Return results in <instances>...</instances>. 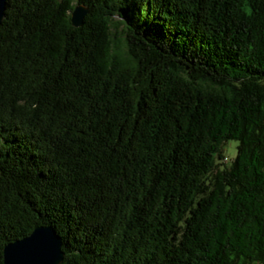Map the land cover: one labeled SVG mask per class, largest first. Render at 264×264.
Here are the masks:
<instances>
[{
	"label": "trees",
	"instance_id": "obj_1",
	"mask_svg": "<svg viewBox=\"0 0 264 264\" xmlns=\"http://www.w3.org/2000/svg\"><path fill=\"white\" fill-rule=\"evenodd\" d=\"M37 224L60 264H264V0H8L0 264Z\"/></svg>",
	"mask_w": 264,
	"mask_h": 264
},
{
	"label": "water",
	"instance_id": "obj_2",
	"mask_svg": "<svg viewBox=\"0 0 264 264\" xmlns=\"http://www.w3.org/2000/svg\"><path fill=\"white\" fill-rule=\"evenodd\" d=\"M8 0H0V24L6 18ZM89 6L79 4L73 11L75 25L84 23ZM63 236L53 224H37L30 235L6 245V264H60L65 257Z\"/></svg>",
	"mask_w": 264,
	"mask_h": 264
},
{
	"label": "rangeland",
	"instance_id": "obj_3",
	"mask_svg": "<svg viewBox=\"0 0 264 264\" xmlns=\"http://www.w3.org/2000/svg\"><path fill=\"white\" fill-rule=\"evenodd\" d=\"M238 143H240L239 139H231L223 143L224 152L227 154V160L231 161L233 158L237 156L238 153Z\"/></svg>",
	"mask_w": 264,
	"mask_h": 264
},
{
	"label": "bare ground",
	"instance_id": "obj_4",
	"mask_svg": "<svg viewBox=\"0 0 264 264\" xmlns=\"http://www.w3.org/2000/svg\"><path fill=\"white\" fill-rule=\"evenodd\" d=\"M79 4H81V3H79ZM79 4H78V5H79ZM78 5H77V6H78ZM76 8H77V7H76ZM76 8H75V9H76ZM73 11H74V9H73ZM72 13H73V12H72Z\"/></svg>",
	"mask_w": 264,
	"mask_h": 264
}]
</instances>
